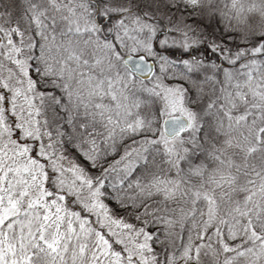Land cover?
Listing matches in <instances>:
<instances>
[{
  "label": "snow or ice",
  "instance_id": "1",
  "mask_svg": "<svg viewBox=\"0 0 264 264\" xmlns=\"http://www.w3.org/2000/svg\"><path fill=\"white\" fill-rule=\"evenodd\" d=\"M0 264H264V0H0Z\"/></svg>",
  "mask_w": 264,
  "mask_h": 264
}]
</instances>
